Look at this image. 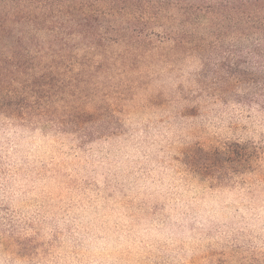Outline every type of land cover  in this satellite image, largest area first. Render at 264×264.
Listing matches in <instances>:
<instances>
[{"label":"rangeland","instance_id":"rangeland-1","mask_svg":"<svg viewBox=\"0 0 264 264\" xmlns=\"http://www.w3.org/2000/svg\"><path fill=\"white\" fill-rule=\"evenodd\" d=\"M185 30L97 55L82 126L0 113V264H264V99Z\"/></svg>","mask_w":264,"mask_h":264},{"label":"trees","instance_id":"trees-1","mask_svg":"<svg viewBox=\"0 0 264 264\" xmlns=\"http://www.w3.org/2000/svg\"><path fill=\"white\" fill-rule=\"evenodd\" d=\"M175 24L208 25L222 47L224 81L246 84L249 102L264 99V0H0V113L55 120L53 106L63 100L72 124L82 126L89 112L72 82L110 46L151 41V30H169L161 42L182 43L188 30L175 33ZM64 71L73 79L60 78Z\"/></svg>","mask_w":264,"mask_h":264}]
</instances>
